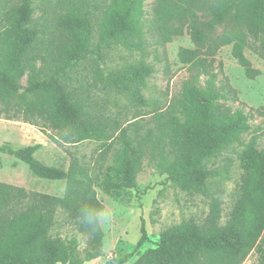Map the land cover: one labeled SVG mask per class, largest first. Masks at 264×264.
I'll return each mask as SVG.
<instances>
[{
	"label": "trees",
	"instance_id": "1",
	"mask_svg": "<svg viewBox=\"0 0 264 264\" xmlns=\"http://www.w3.org/2000/svg\"><path fill=\"white\" fill-rule=\"evenodd\" d=\"M42 1L52 13L43 24L31 23L32 0L2 12L0 117L50 127L57 133L56 142H105L111 138L113 125L91 109L77 88L71 89V78L64 80L66 68L93 52L91 39L96 29L98 50L120 45L143 53L149 35L165 50L186 30L195 47H181L178 56L189 65L190 77L166 107L155 109L153 127L137 148L124 139L118 163L108 167L100 185L108 193L137 188V176L149 157L174 185L211 200L204 221L188 220L165 230L156 246L132 264H242L253 250L261 251L260 264H264V249L259 246L264 233V147H259L260 134L246 143L242 138L252 129L255 110L233 106L239 101L238 90L223 73V63L220 61L217 69L214 65L219 50L232 45V56L246 77L255 79L261 74L245 48L250 35L258 39L260 28L264 32V0H155L150 17L145 9L147 0ZM204 9L212 12L208 23H202L197 14ZM221 25L223 34L213 38ZM36 60L42 61L40 69L32 66ZM28 68L32 78L19 93ZM155 72L154 65L141 59L106 76L94 72L90 85L137 97L146 105L142 89ZM234 144L244 145L239 156L243 173L238 198L223 222L222 201L209 184L221 177L222 171L208 168L206 162ZM40 147L14 148L0 141V152L23 161L35 175L66 181L62 195L28 191L0 181V264H85L104 253L100 213L105 206L98 197L96 179L75 157L67 170L44 164L35 156ZM114 174L123 177L115 181ZM60 210L69 213L78 230L88 236L85 260L78 255L76 239L52 235ZM141 232L136 249L148 238L145 225ZM132 255L113 257L111 264H125Z\"/></svg>",
	"mask_w": 264,
	"mask_h": 264
},
{
	"label": "rangeland",
	"instance_id": "2",
	"mask_svg": "<svg viewBox=\"0 0 264 264\" xmlns=\"http://www.w3.org/2000/svg\"><path fill=\"white\" fill-rule=\"evenodd\" d=\"M155 0L146 1V14L151 16ZM56 0H53L55 4ZM25 0H0V27L2 12L9 8L22 7ZM32 25L46 23L50 13L47 2L32 0ZM55 8V6H53ZM54 14V13H53ZM199 20L208 23L212 12L208 9L197 10ZM225 30L219 26L213 33V38L220 37ZM100 40L96 29L91 42L93 52L85 59L72 61L65 71V81L71 78V89L87 99L91 109L100 113L112 125L111 138L105 142L85 140L77 143L54 141L57 135L50 127L38 126L20 119L0 117V141L9 143L14 148L40 144L35 156L46 165L67 170L72 159L85 165L96 179V190L105 208L100 213V222L104 231V253L100 257L85 261V264H111L113 257L118 259L132 253L125 264L134 263L148 248L155 247L161 234L184 221H204L210 210V198L201 193L182 190L167 180L149 158H145L142 170L137 176V188L124 189L120 192H106L100 185L108 167L118 163L123 150L124 139L127 138L134 148H137L143 137L153 127L152 117L155 109L166 107L182 91L184 81L190 77L189 65L179 60L181 47L194 48L190 35L185 30L182 35L175 36L166 45L165 50L156 45L154 39L148 36L147 52L126 49L120 45L98 50L96 45ZM247 57L253 65L261 70L255 79L246 77L243 67L232 56V45L222 47L214 63L216 69L221 61L223 73L230 83L238 90L239 101L234 107H244L247 111L253 108L254 117L251 120L252 129L243 134V142H248L254 134H260L259 147H264V32L260 28V37L250 35L245 48ZM145 59L154 65L156 72L147 80L142 94L146 105L137 97L124 96L115 91L104 89L102 85L92 87L94 72H102L104 76L111 71L123 70L127 65ZM36 69L42 67V61L32 63ZM32 70L28 68L19 83V93L30 83ZM127 82L133 84L131 77ZM257 109L260 111L258 112ZM243 144H234L225 152L206 162L208 168H218L221 177L210 180V189L214 196L222 201L223 219L228 214L238 198V188L243 169L240 164V153ZM122 174H114V180H121ZM0 181L26 188L28 191H39L55 195L65 192V180H50L35 175L26 163L13 155L0 152ZM145 190V191H144ZM141 193V194H140ZM145 225L148 238L137 248L142 235L141 228ZM52 235L65 240L78 241V255L86 259L89 249V238L80 232L76 220L67 212L60 210L55 218ZM260 249H264V233L259 241ZM261 251L253 250L242 264H260Z\"/></svg>",
	"mask_w": 264,
	"mask_h": 264
}]
</instances>
